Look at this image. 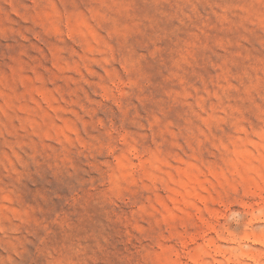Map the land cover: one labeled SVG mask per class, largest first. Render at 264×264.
<instances>
[{"label":"rangeland","instance_id":"obj_1","mask_svg":"<svg viewBox=\"0 0 264 264\" xmlns=\"http://www.w3.org/2000/svg\"><path fill=\"white\" fill-rule=\"evenodd\" d=\"M0 264H264V0H0Z\"/></svg>","mask_w":264,"mask_h":264}]
</instances>
